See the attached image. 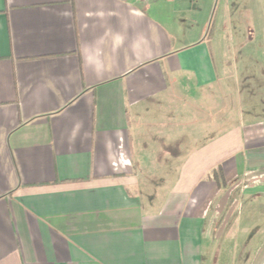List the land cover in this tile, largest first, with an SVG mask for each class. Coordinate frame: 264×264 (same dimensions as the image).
<instances>
[{
	"label": "crops",
	"instance_id": "1",
	"mask_svg": "<svg viewBox=\"0 0 264 264\" xmlns=\"http://www.w3.org/2000/svg\"><path fill=\"white\" fill-rule=\"evenodd\" d=\"M256 38L264 0H0V264H264Z\"/></svg>",
	"mask_w": 264,
	"mask_h": 264
},
{
	"label": "rangeland",
	"instance_id": "2",
	"mask_svg": "<svg viewBox=\"0 0 264 264\" xmlns=\"http://www.w3.org/2000/svg\"><path fill=\"white\" fill-rule=\"evenodd\" d=\"M244 32V31H243ZM262 39L256 38L253 42L247 44L246 46H244L242 48V50L240 51V55L243 57V60H245L246 58V63L249 67L252 68H260L262 66H264V56L261 54L263 53V44H262ZM235 41V40H234ZM233 55H231L230 57H232ZM234 60V56L232 57ZM239 58V56H238ZM256 61L252 62V61ZM232 62V61H231ZM240 64V63H239ZM240 68V65L238 66V69ZM258 74L257 70H253V69H249V70H243L242 72L235 74L237 75L239 78L243 79V86H242V91H246V95L253 97V98H257L261 97L260 92H262V95H264V77L261 75L258 78L254 77V75ZM244 87V88H243ZM201 109V116L197 119H192V118H187V122L191 121V123L187 124V128L190 130H194L196 131V134H186L184 137V141H187V139L189 138H203V136L207 135L205 134L206 132H208L209 125H210V118L208 116V114H210L209 109L203 106H200ZM179 125V124H178ZM177 125V126H178ZM166 138V137H165ZM181 136L179 135H170L167 137L166 140L167 143L172 146L178 144L179 140H180ZM182 141V140H180ZM233 235V234H232ZM231 236V235H228ZM226 236L223 240V242L220 245H217L215 247V249L217 248V253H216V257H217V264H223V263H229L232 259V257H234L236 252H240L242 253V250H240V248L237 249V247L235 246L234 240L232 239V241L230 240V237ZM232 242V245H230V243ZM214 250V249H213ZM240 250V251H239ZM212 251V250H211ZM209 252L208 255L210 257H212L214 255V252ZM210 263V262H209Z\"/></svg>",
	"mask_w": 264,
	"mask_h": 264
}]
</instances>
